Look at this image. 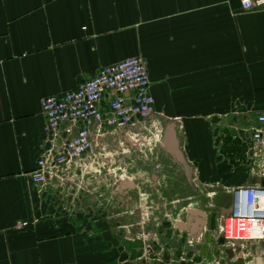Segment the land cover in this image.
Listing matches in <instances>:
<instances>
[{"label": "crops", "instance_id": "obj_1", "mask_svg": "<svg viewBox=\"0 0 264 264\" xmlns=\"http://www.w3.org/2000/svg\"><path fill=\"white\" fill-rule=\"evenodd\" d=\"M130 56L147 63L156 109L176 103L181 149L217 185L216 199L164 225L169 246L149 253L124 238L115 207L88 194L79 204L78 167L42 187L32 181L49 147L42 99ZM260 111L264 11L245 12L240 0H0V264H244L216 229L233 189L264 183V169H249ZM189 209L206 216L199 233ZM258 245L264 253V241L249 245L253 260Z\"/></svg>", "mask_w": 264, "mask_h": 264}, {"label": "built area", "instance_id": "obj_2", "mask_svg": "<svg viewBox=\"0 0 264 264\" xmlns=\"http://www.w3.org/2000/svg\"><path fill=\"white\" fill-rule=\"evenodd\" d=\"M240 3L245 12L264 11V0H240ZM151 86L145 59L130 56L103 66L73 89L43 98V128L49 147L38 157L32 181L42 187L56 178L65 179L72 165L81 168L83 162L88 161L100 138L137 128L142 130L147 128V123L159 120ZM257 123V127L251 128V151L262 156L264 111L257 115ZM256 167L257 172L263 171V158ZM233 197L232 210L220 216L216 232L224 238L228 249L238 254L237 259H244V264H254L253 257H249V245L264 241V186L255 184L233 189ZM27 225V221H22L16 227ZM238 246L241 251H237ZM189 264L205 263L191 260ZM207 264L235 262L228 257H217Z\"/></svg>", "mask_w": 264, "mask_h": 264}, {"label": "rangeland", "instance_id": "obj_3", "mask_svg": "<svg viewBox=\"0 0 264 264\" xmlns=\"http://www.w3.org/2000/svg\"><path fill=\"white\" fill-rule=\"evenodd\" d=\"M168 104L174 105V107L168 108L170 113L164 111V107H166ZM160 105L162 104L158 103L156 113V115H159V120H154V122L147 123V128H143L142 130H136L132 132H118L117 136H120L118 139L120 142H125V140H128L130 137H134L137 131L143 132L141 136H137L138 141L141 143L143 153L145 152V156L148 157V159H154L153 161H155L158 156L160 158V160L156 161L155 163L153 162L151 167H149L150 171L151 168L156 169L155 174H161L159 177L160 184L157 183V181H155L154 184L157 186V189H159L160 192L167 187L168 194L163 193L161 198H159L155 193L152 194L151 189L147 186L152 183L150 174L146 175L148 178L147 183H138V193L132 192L130 195H128L132 196V200H136L137 203V205L132 208L131 206L126 207L127 204L125 205L124 203V201H129L128 197L123 198V195H118L120 193L119 190H116V187L121 183V181L116 182L115 185L112 181V186L109 179L105 181V175L103 173L100 177L102 178L101 185L106 187L105 190L104 188H100L96 191H93V189L90 187V189L86 191L88 196L96 194L100 200V204L115 207V214L119 216L118 219L122 222V224H124V226L122 225L124 238H129L131 241L141 243V247L145 248L147 253H149L151 249H154L156 246H169V244H166L167 237L162 232L164 225H175V221L182 219L188 207L198 208L208 206L209 203L216 199V195L211 193L216 192L217 185L213 182L203 181L204 172H202V166H200L197 161H194L195 159L192 158L193 155H190V149H186L188 152H184L180 148L179 151L182 154L181 156L183 157V160L181 161L179 159V162L175 159L173 154L166 153V147L163 146V135L170 126L174 125L179 127V125L183 123L182 118L176 114L178 111L176 103L163 102V106ZM185 130V127H181L179 130L181 131V135H179L182 137V141L184 140L183 136H186ZM211 131L212 130H207V133H211ZM126 134L127 137L125 136ZM128 136L130 137L128 138ZM109 141L111 140L107 136H104L102 139L100 138L98 145L93 147V151L90 153L91 157L88 158V161L83 162V180L84 187L86 189L91 183L92 174L96 173L95 175H99V172H96L95 169H103V166L96 164V159H99L102 164H105L106 159L103 154L106 152L108 154L110 151L108 149ZM216 141L219 142L218 135L216 136ZM116 150V153L115 151H111L114 153V157L116 158L118 156L123 157L121 154L123 151L125 152L124 155L135 158V155H133L132 150L128 148L127 144L124 146V149L120 148ZM250 152L251 149L249 154ZM112 153L108 157H112ZM253 156V163L252 165L249 164V169L250 171L252 170L257 172L256 166L258 163H260V156L255 154ZM93 159L95 160L94 162ZM189 160H193V163ZM79 173L80 168L76 170V179L79 178ZM185 173L191 174L192 181L187 180ZM193 178H196V180H193ZM112 190L116 191L111 192ZM110 193L113 195H110ZM112 202L115 206L108 204ZM138 208L141 210V216L140 214H135L136 209Z\"/></svg>", "mask_w": 264, "mask_h": 264}, {"label": "flooded vegetation", "instance_id": "obj_4", "mask_svg": "<svg viewBox=\"0 0 264 264\" xmlns=\"http://www.w3.org/2000/svg\"><path fill=\"white\" fill-rule=\"evenodd\" d=\"M138 130L134 129V131ZM170 129H167V131L165 132V134L163 135V145L165 148L166 153H171L173 154V156L175 157V159L179 162V158L177 156V154L173 153V145L174 143L171 142V138L170 135L171 133L169 132ZM143 134L142 131H137L136 135L134 137H130L128 136V140H125V142H120L118 139L120 136H113V137H109V139L111 141L108 142V149L110 150L107 154V152L105 154H103L105 156V164H102V162H100L99 159H96V164L99 166H103V169H95L96 172H99V175H95L96 173L92 174V180L90 185L87 187V189L84 187V180H83V170L82 167L80 168V173H79V179H78V185H79V192H78V201L79 204H83L84 202H86L87 200V193L86 191H88V189H90V187L93 189V191H96L100 188H105L103 187L102 184V178L100 176H102V173L105 175L104 179L105 181H107V179H109V181H111V185H112V181L113 184L115 185L116 182L121 181L120 184L117 185L116 190H119L118 195H123V198L128 197L129 201L125 202L126 207L127 206H131L135 207V205H137L136 200H132V196H128L130 195L132 192H136L138 193V183H147L148 182V178H147V174H150L151 178H152V183L147 185L151 191L152 194L155 193L159 198L162 197L163 193H167L168 194V188L166 187L163 191H159V189H157V186L154 184L155 181H157V183H159V177L161 176V174H155L156 169L155 168H151V171L149 170L151 167V165L153 164V162L155 163L156 161L160 160L159 156L155 159V161H153L154 159H148V157L145 156V152L143 153V150L141 148V143L138 141L137 136H141ZM177 134V149L180 150L181 148V136L178 134V132H176ZM127 137V134L125 135ZM165 143L167 144L165 146ZM128 145V148L130 150H132L133 155H135V158H131L130 156H126L124 155L125 152L123 151L121 154L123 155V157H114V153H112L111 151H115V153L117 152L116 149H124L125 145ZM116 148V149H115ZM113 154L112 157H108L110 154ZM158 154V153H157ZM254 154L252 152H250L249 154V159H250V165H252L253 163V156ZM114 157V158H113ZM183 160V157H182ZM95 160L93 159V162ZM151 162V163H150ZM117 165V166H116ZM116 166V167H115ZM159 172V171H157ZM185 176L187 177V180H191V174L185 173ZM150 181V180H149ZM160 184V183H159ZM107 185V183H106ZM113 186V185H112ZM147 188V187H145ZM116 190H112L111 192H115ZM137 190V191H135ZM170 192V191H169ZM106 193V191H105ZM108 194V193H107ZM110 195H113L112 193H110ZM145 195V194H144ZM99 201L98 197L96 194L91 195V197L89 198V202L91 204H94ZM140 208L136 209V215L141 216V212H140Z\"/></svg>", "mask_w": 264, "mask_h": 264}, {"label": "water", "instance_id": "obj_5", "mask_svg": "<svg viewBox=\"0 0 264 264\" xmlns=\"http://www.w3.org/2000/svg\"><path fill=\"white\" fill-rule=\"evenodd\" d=\"M169 129H170L169 132L171 133V135H170L171 142L174 143L172 152L176 153L178 158L182 161V156H181L182 154L177 149V134H176L175 126L172 125V126L169 127ZM166 145L167 144L165 143V146ZM262 186H264V183H262ZM231 209H228L227 213H230ZM188 213L192 217H194V216L197 217L196 224L192 226L191 231L193 232V234H195L196 232L199 233L200 231H202V229H203V227L205 225V222H206L205 221V217L206 216H205L204 212H202V210L189 209ZM178 225H181V227H182L183 223L179 222ZM183 228L186 229L185 227H183ZM260 247H261V245H258V246H255L253 248V253H254L253 255H254L255 264H264V257H263L262 251L260 250ZM228 251L231 252V253L233 252L232 249H230V248L228 249ZM237 251H241L239 246L237 247Z\"/></svg>", "mask_w": 264, "mask_h": 264}]
</instances>
